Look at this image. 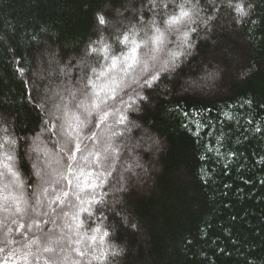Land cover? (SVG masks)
<instances>
[{
	"label": "trees",
	"instance_id": "16d2710c",
	"mask_svg": "<svg viewBox=\"0 0 264 264\" xmlns=\"http://www.w3.org/2000/svg\"><path fill=\"white\" fill-rule=\"evenodd\" d=\"M123 2L0 0V37L7 40L0 39V117L15 115L21 135L38 130L37 50L58 45L63 56L78 53L104 28L95 13L113 17ZM250 2L255 8L242 25L221 16L211 34L216 43L201 40L176 79L160 77L145 90L142 114H131L137 123L123 137L120 158L128 162L126 150L135 148L136 178L119 179L113 169L98 189L110 207L138 221L139 231L121 226L116 237L127 241L124 264H264V0ZM205 65L220 74L213 86L185 87L191 79L183 78L200 77ZM81 182L96 186L90 174ZM122 183L126 191L105 195ZM101 220L119 223L107 210L93 226ZM38 226L47 229V218Z\"/></svg>",
	"mask_w": 264,
	"mask_h": 264
},
{
	"label": "clouds",
	"instance_id": "9594fccd",
	"mask_svg": "<svg viewBox=\"0 0 264 264\" xmlns=\"http://www.w3.org/2000/svg\"><path fill=\"white\" fill-rule=\"evenodd\" d=\"M254 8L250 0H124L113 17L95 13L104 28L78 53L63 56L58 45L37 50L38 130L21 135L15 115L0 117V264H124L127 241L116 237L121 226L139 231L138 221L110 207L98 189L134 131L131 114H142L145 90L160 77L176 79L201 40L216 43L211 34L221 16L239 27ZM219 76L205 65L199 78L211 87ZM89 174L91 190L81 182ZM120 190L112 185L105 195ZM106 210L119 223L105 217L94 227ZM45 217L47 229L38 226Z\"/></svg>",
	"mask_w": 264,
	"mask_h": 264
},
{
	"label": "rangeland",
	"instance_id": "374dc122",
	"mask_svg": "<svg viewBox=\"0 0 264 264\" xmlns=\"http://www.w3.org/2000/svg\"><path fill=\"white\" fill-rule=\"evenodd\" d=\"M203 85H204V81H202L199 77H196V78L193 77L191 80L186 82L184 86L187 88L194 89V90H204L206 88ZM122 147H124V146H122ZM134 149L135 148L133 146H129L128 149L126 150L128 152L127 153L128 156H130V159L128 162H125L124 168H119V160L124 159L123 156H122V158H120V157L122 155V152H125V151L119 152V155L117 154L118 163H117V165H114V170L116 169L115 171H117V173H116L117 178L121 179L123 177V175L125 176V174H129L131 176V178H133V179L136 178V175H137L136 169L138 167H133V166L139 165V164L136 163V161H135V163L133 162L132 155L134 156V153L130 152L131 150H134ZM131 153H132V155H131ZM125 169H128V170H125ZM133 170L135 171V175H133ZM141 170L143 172L142 175H145L146 168H143V169L141 168ZM121 186H122L123 190H120L119 192L126 191V188L128 187L127 184L122 183ZM121 186L119 189H121Z\"/></svg>",
	"mask_w": 264,
	"mask_h": 264
}]
</instances>
